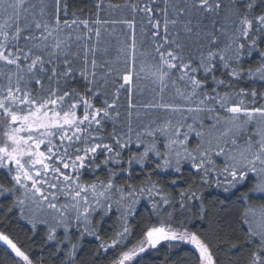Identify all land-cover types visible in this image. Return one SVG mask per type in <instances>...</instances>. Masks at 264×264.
Returning <instances> with one entry per match:
<instances>
[{"label":"snow or ice","instance_id":"snow-or-ice-1","mask_svg":"<svg viewBox=\"0 0 264 264\" xmlns=\"http://www.w3.org/2000/svg\"><path fill=\"white\" fill-rule=\"evenodd\" d=\"M126 6L142 14L151 29V62L141 64L139 71L135 19L119 21L129 29L127 46L117 49L125 56L121 70L105 59L107 48L98 63L101 28L108 21L80 19L76 13L69 19L67 0H0V170L10 181L8 187L0 184V204H6L0 214L26 220L34 233L42 228L56 264H99L101 254L114 248L120 252L111 264H135L147 247L162 241L192 245L198 264H221L220 245L237 239L248 247L243 264H264V204H246L237 216L240 227L231 234L220 227L212 239L183 224L172 226L177 215L185 222L207 219L203 189L213 184L226 193L239 191L237 186L254 174L250 193L240 199H264V105L256 104L264 94L239 89L235 96L220 95L218 87L232 86L216 77L223 70L229 79L245 75L264 82V0H162V5L137 0ZM257 8L262 10L257 13ZM225 9L230 23L219 19ZM209 17L210 31L204 23ZM177 29L187 40L195 32V56ZM256 58V67H244ZM142 78L150 80L159 99L139 105L148 119L137 112L133 126L130 117L138 106L132 90ZM209 80L211 92L206 91ZM110 81L119 83L109 94ZM122 92L128 119L118 126ZM157 110L164 115L153 117ZM249 124L252 133L245 135ZM99 157L103 159L96 163ZM185 165L191 171L188 181ZM101 166L107 179L90 184L81 180L84 170L98 173ZM134 166L144 173V182L117 184L121 175L133 179ZM153 173H174L170 186L183 190L173 198L151 179ZM145 199L158 216L157 224L146 225L143 238L129 246L130 222ZM113 216L119 227L106 241L100 228ZM88 236L99 242L92 260L82 259ZM0 242L18 258L16 264H36L30 249L8 232L0 231Z\"/></svg>","mask_w":264,"mask_h":264},{"label":"trees","instance_id":"trees-1","mask_svg":"<svg viewBox=\"0 0 264 264\" xmlns=\"http://www.w3.org/2000/svg\"><path fill=\"white\" fill-rule=\"evenodd\" d=\"M37 3L39 0H33ZM100 0H67L68 4V18L71 19L72 14L76 13L77 17L80 19L89 18L95 19L99 18L102 21H108L103 28H101L100 36V48L101 52H98V63L99 56L102 54L104 48L108 49L107 56L105 59L110 60L113 66L120 67L123 70L122 61L125 59L124 54H118L117 49L120 47L127 46L128 40V27L119 23V21L135 19V36H136V70L139 71L141 64L147 65L151 62L152 48L150 43L151 29L147 26V21L145 17L139 12L133 13L126 5L128 3H136L137 0H102L100 3L99 10L97 9V3ZM157 4L162 5V0H156ZM229 0H224V3L227 4ZM259 3V0H257ZM119 5V7H116ZM264 7V6H262ZM262 9L257 8L256 12L259 13ZM225 12L221 13L220 21L221 23H230V21L225 19ZM64 18L63 15L61 17ZM211 17L204 20L205 24L209 25L208 31L211 30ZM115 21V23H113ZM195 24V20L193 21ZM77 31H82L77 29ZM180 32V39L184 41L192 49V55L195 56L194 48H192L194 43H198L196 40L195 32L191 40H187L183 31L177 29ZM147 33V35H145ZM203 42L207 43L206 35L203 37ZM188 49H186L187 51ZM261 50H264V44L261 45ZM247 60V57L245 58ZM259 63V59H253L251 63H244V67H256ZM178 75L174 73V76ZM217 79H224L227 83L231 84V88H226L220 86L217 88V91L220 95H223L225 92H229L230 95L235 96V92L239 89H245L246 91L255 90L257 93L264 94V82L259 80H253L248 76L242 75L239 79H229L225 75L223 70H218L216 72ZM109 83V94L115 90L116 84ZM81 81L77 78L75 86L80 87ZM207 92H211L213 88V82L209 80L207 82ZM177 86L183 88V86L177 81ZM153 86L148 79H137L135 82V87L132 90V102L138 107L135 110H132V116L130 117L133 126L137 122V112L141 119L147 121L148 117L145 115V110L140 108L139 105H142L147 102H154L158 100L159 97L152 90ZM172 93L165 94V100L167 101ZM89 99H92L89 97ZM245 104H250V99L248 97H243ZM97 104L99 101H96ZM127 99L125 94L121 93V98L118 105V110L121 112V117L118 122V126H122L128 118H126L125 113L127 111ZM257 105H264V99L257 97ZM256 106V105H252ZM153 117L163 116L164 113L160 110L152 112ZM220 115L223 117L225 113L220 111ZM241 123H243V117L241 118ZM252 125H246L244 127L245 135L252 133ZM108 131H111V128H108ZM242 142V141H241ZM192 147H195V142L191 143ZM142 150V149H141ZM133 148V152H135ZM103 157H99L96 163H100ZM125 160H127V154H125ZM135 171H133V179L128 180L126 175H121L116 183L119 185H126L128 183H134L135 185H140L144 182L145 176L139 169V166H134ZM151 171V169H148ZM184 178L185 181H188V178L191 176V171L188 169V166H184ZM175 178V174L168 175L167 173L157 175L152 174L151 179L158 182L159 186L163 187L166 193H169L176 197L178 191L183 190V186L180 187H171L170 181ZM97 179L105 180L107 179V173L104 171L103 166H101L99 172L97 173L93 168L84 170L81 175V180L90 184L95 182ZM190 182V181H189ZM256 179L254 174H250L249 177L242 181L237 187L239 191L231 189L229 192H224L223 187L217 188L213 184L212 187L204 188L203 192L205 193L206 203L205 208L209 212L207 219L201 220L198 217L191 219L188 222L184 221L182 215H177L176 219L173 222L174 228H179L181 224L184 227L188 228L190 231H197L204 234L209 239H212V234L217 231L218 228L223 227L225 232L231 234L232 228H239L240 225L237 221L238 214L244 209L246 204L259 205L264 204V199L258 198L256 195H251V198L247 201L242 202L240 197L245 193H250V189L255 184ZM0 184H3L5 187L10 186V181L7 175H5L4 170H0ZM232 192H235V195H232ZM210 194V195H209ZM10 203V202H8ZM61 203H64L61 200ZM6 204H0V207H4ZM152 205L151 202L147 199L143 200L138 205V211L133 221L130 222L132 228V236L129 240V246L136 244L140 239H142V233L146 225L157 224L158 216L156 213L151 211ZM231 225V227H229ZM30 225L26 220H20L18 216L6 217L3 214H0V231H6L10 236L14 238L15 241L19 242L22 245H26L30 249V254L32 255L36 264H41V261L44 264H56V257L54 256L49 245H46L43 240L44 231L42 228H38L36 232L30 231ZM119 227V222L115 216L112 217L110 221L104 224L100 228V235L104 240H109V238L114 235L115 230ZM111 229V231H110ZM235 245L234 248L232 245ZM99 247V242L96 241L93 237L88 236L83 241V258L92 260L93 256L91 253L95 252ZM223 251L217 253L218 259L221 264H243L245 258L248 254V247L244 243L243 239L233 240L230 244H221ZM239 249V250H237ZM120 248L109 249L107 253H103L100 256L99 264H111L112 260L119 255ZM198 253L194 247L186 242L182 241H162L155 248L147 247L146 251L141 253L135 261V264H198L197 261ZM14 253H11L7 246L0 242V264H16V258L13 259Z\"/></svg>","mask_w":264,"mask_h":264}]
</instances>
